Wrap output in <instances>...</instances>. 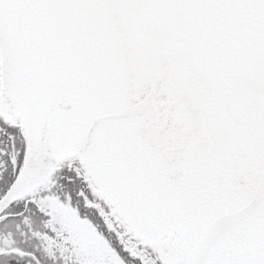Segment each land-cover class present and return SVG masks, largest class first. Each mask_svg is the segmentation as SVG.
I'll return each mask as SVG.
<instances>
[{
    "label": "snow or ice",
    "instance_id": "1",
    "mask_svg": "<svg viewBox=\"0 0 264 264\" xmlns=\"http://www.w3.org/2000/svg\"><path fill=\"white\" fill-rule=\"evenodd\" d=\"M0 264H264V0H0Z\"/></svg>",
    "mask_w": 264,
    "mask_h": 264
}]
</instances>
